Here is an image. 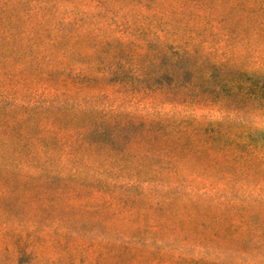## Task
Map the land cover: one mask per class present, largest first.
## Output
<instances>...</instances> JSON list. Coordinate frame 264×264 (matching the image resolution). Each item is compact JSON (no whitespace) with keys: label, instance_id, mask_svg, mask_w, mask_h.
<instances>
[{"label":"trees","instance_id":"trees-1","mask_svg":"<svg viewBox=\"0 0 264 264\" xmlns=\"http://www.w3.org/2000/svg\"><path fill=\"white\" fill-rule=\"evenodd\" d=\"M123 3L152 16L138 36L156 29L171 41L97 34L79 19L42 27L34 13L8 20L0 7L1 249L35 260L49 245L98 250L99 262L116 264H253L205 250L220 235L242 253L264 238L258 213L234 220L264 178V140L253 131L236 139L264 108V73H248L252 48L237 44L253 8L242 0ZM120 213L151 224L133 222L115 239L48 232L92 214L118 231L108 220ZM188 244L209 258L185 257ZM257 247L264 251V239ZM171 248L180 251L175 261Z\"/></svg>","mask_w":264,"mask_h":264},{"label":"rangeland","instance_id":"rangeland-1","mask_svg":"<svg viewBox=\"0 0 264 264\" xmlns=\"http://www.w3.org/2000/svg\"><path fill=\"white\" fill-rule=\"evenodd\" d=\"M108 1L111 4L110 10H103L102 7L99 6L98 0H0V7L3 11L2 14L8 20H17L19 16H23L26 12L34 13L37 24H40L42 27L54 28L55 26H58V22L79 19L78 22L80 26L88 29L94 28L97 34L100 32L99 29H101L111 35L123 36L127 40H135L136 42H143V38H153L156 37V35L161 34L164 35V39H168L169 42L171 41V38H173L171 35H166L156 29H153L151 33L150 31H147V36H138V31L146 29L148 24L153 21L152 16L148 15L147 8L139 4L127 7L123 3L124 0ZM242 1L251 6L250 8H253L245 12V14H251L253 22L250 23L248 33L240 38L237 44L240 47L250 45L252 48L253 63L246 67L248 73H264V0ZM170 2L172 5L180 7L181 0H170ZM245 17L247 18V16ZM21 18L26 19V17ZM120 25L123 26V28L130 30V32L126 33L127 30H125V33H123L120 29ZM101 34H99V36H102ZM204 46L208 47L209 50L214 51L210 42L205 43ZM256 101L258 102V100ZM204 112L210 114V116L214 118L226 116V114L221 115V112L210 109H207ZM232 115L233 117H237V119L241 118L240 115ZM251 118L252 122L246 121L247 125L244 131L246 136L241 138L236 137V139L248 141L249 138L247 137V134H249L250 131H253L251 137L257 139L260 143L264 140V108L257 105L253 110ZM240 120L244 119L241 118ZM248 125H251V129L249 130ZM218 157L220 159H224L229 156L219 155ZM259 183L261 185L264 184V178H260ZM219 185L223 186L222 183H219ZM261 185L254 188V193L251 196L252 200H247L245 203L246 207L240 211L239 209L236 210L238 212L237 215H235L234 220L239 221L242 212L244 214L247 213L248 215L250 213H258V220L261 222L264 220V188ZM248 190H244L245 196ZM86 199L87 197L82 198V200ZM91 200L98 199L93 196L91 197ZM76 202L77 201H74V203ZM236 202L239 204V201ZM76 205H78V203ZM181 210L183 211L184 209ZM95 219L96 216L94 214L90 216H80L78 218L74 217L71 219L72 223L67 224L65 229L61 227L57 230V228L51 227L48 232L49 234H53L55 231L68 232L79 236L115 239L118 238V236L129 234L131 229L128 227H131L134 224L133 222L139 221L143 227L151 224V222L139 218L136 220H131L128 216L123 218L122 213H120L114 218L108 220V222L114 227L113 229L116 228L118 231L115 230L113 232H108V230H106L102 225H97L94 222ZM149 228L150 231L158 230L155 225H152ZM165 237L179 241L182 237V233L168 232ZM216 239L217 241L213 243V246H211L210 249H205L208 252H212L213 255L211 256L216 258L214 260L219 261L224 259L234 260L235 262L241 263L253 262V264H264V251L262 248L257 247V243L264 239L262 236L254 239L250 245H243L245 249L240 250H245L244 253L236 252L237 243H229V241L222 235L217 236ZM171 249H173L172 252L175 254V261L179 256L178 254H180V251L178 248ZM187 249L188 250L185 251L186 253H182L185 257L209 258L202 251L203 248L201 247H194L188 244ZM98 254V250L80 251L75 247L66 248L65 246H61V248H53V246L48 245L46 252L35 260V258H30L28 255H19L17 250L14 248L5 250L4 248L1 249L0 246V264H116L115 260H103L99 262L100 260H98Z\"/></svg>","mask_w":264,"mask_h":264}]
</instances>
